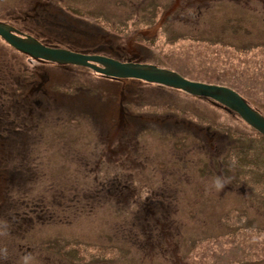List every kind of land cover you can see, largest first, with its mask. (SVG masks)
<instances>
[{
  "label": "rangeland",
  "instance_id": "rangeland-1",
  "mask_svg": "<svg viewBox=\"0 0 264 264\" xmlns=\"http://www.w3.org/2000/svg\"><path fill=\"white\" fill-rule=\"evenodd\" d=\"M262 1L0 0V22L16 27L32 8L46 29L32 28L86 47L143 48L142 63L233 90L264 117ZM3 49L25 78L17 90L39 106L29 136L11 139L29 142L30 159L12 153L18 146L0 155V264H264V136L206 99ZM8 81L0 94L18 95ZM117 104L128 123L115 136ZM157 115L227 140L160 135ZM216 177L227 181L220 191Z\"/></svg>",
  "mask_w": 264,
  "mask_h": 264
},
{
  "label": "water",
  "instance_id": "water-1",
  "mask_svg": "<svg viewBox=\"0 0 264 264\" xmlns=\"http://www.w3.org/2000/svg\"><path fill=\"white\" fill-rule=\"evenodd\" d=\"M0 38L12 49L31 60L61 66L84 67L109 79L139 80L178 91L189 96L206 98L236 113L247 125L264 136V117L251 109L233 90L192 82L177 73L154 65L120 62L100 55H85L45 46L35 38L18 33L13 27L0 22Z\"/></svg>",
  "mask_w": 264,
  "mask_h": 264
},
{
  "label": "trees",
  "instance_id": "trees-1",
  "mask_svg": "<svg viewBox=\"0 0 264 264\" xmlns=\"http://www.w3.org/2000/svg\"><path fill=\"white\" fill-rule=\"evenodd\" d=\"M206 1L207 0H200V3L204 4ZM175 9H177V5L174 4L173 6H171L168 9V11L165 12V14L168 16H166V17L163 16V19H161V21H164V19H167L168 17H170L169 15L172 14V11ZM31 15H32V8H31V11H27V12H25V14L23 16L20 15V17L18 19L17 18L15 19L16 21L14 23H15V26L17 25L16 26L17 28L14 26H12V27L18 33H20V34L26 33L29 36H32L33 38H35L36 40L40 41L42 44H44L45 46H48V47H60L62 49H66L68 51L87 54V55H94V54L104 55V56L111 57L115 60H118L120 62H125L128 59H133L132 58L133 56H134V59H138L139 61H141L139 59V57H140L139 53H142V50H145L143 48L138 49L137 51L135 49L123 48L122 50L120 49L121 51H118V50H112L110 46L106 45L107 46L106 47L103 44L100 45V47L95 48V47H97L98 44L86 47V45H84L82 43L65 41L66 40L65 38H63V37L61 38L59 35H57L55 33H51L48 31L46 32L45 30H39V29H36V27L32 28L33 21L34 22L36 21V24H35L36 26L46 29V24L43 23L42 25H40L38 23V22H42L41 20H43V18H45L46 14L41 15L40 19H38V18L35 19ZM159 22H160V20H159ZM83 25H86V24L84 23ZM159 25H162V24L160 23ZM102 33H104V32H102ZM169 35L172 36L171 38H173L174 36H179L175 30H172L171 34H169ZM0 42L4 44V45L0 44V82L1 81L2 82H9L8 80H13V82L16 85V87H15L16 92H18V95H16V94H14V95H12V94L1 95L0 94V155L3 157L4 155L7 154L5 151L9 147L18 146V147H21V149L23 147H27V145H28L27 143H29V142H26L25 139L22 141V144H18V145H15V143H13L11 141V139L19 138L18 136H16V132H17L16 129H21L23 127L22 124L28 125V123H29L27 121L28 119H32L31 121L34 123V120H33L34 116L33 115H34V112L36 111L37 107L39 106V103H37V101L31 102L32 97H30V95L24 91V88L21 89V91L17 90V88H19V81H22L25 78H22V75H20L19 73L14 71V69L12 68V63H10V64L8 63L9 61L6 58L11 59L12 61H14V58L8 56L9 54H7L3 48H5L7 50L9 49L8 51H11V50L15 51V50L12 49L10 46H8L1 38H0ZM169 43L172 44L175 42L170 41ZM21 55H23V54H21ZM129 61H131V60H129ZM158 87H161V86H158ZM163 88H165V87H163ZM192 97H194V96H192ZM198 98H200V97H198ZM42 99H45V97H43ZM202 99H206V98H202ZM7 114H13V115L17 114L19 117V120H20L18 122V124L21 128H14V127L10 126L9 125L10 120H9ZM26 115H28V117H26ZM23 116H25V117H23ZM25 138H27V137H25ZM19 155L21 156V159H23V160L30 159L28 153L24 150H20ZM144 209L148 210V207H144ZM148 235H150V231H148Z\"/></svg>",
  "mask_w": 264,
  "mask_h": 264
},
{
  "label": "flooded vegetation",
  "instance_id": "flooded-vegetation-1",
  "mask_svg": "<svg viewBox=\"0 0 264 264\" xmlns=\"http://www.w3.org/2000/svg\"><path fill=\"white\" fill-rule=\"evenodd\" d=\"M243 3V2H242ZM246 3V2H245ZM262 3V10L260 9V12H259V15H260V17L262 18V14L264 13V2L262 1L261 2ZM200 12V11H199ZM133 59H128L127 61H129V60H131L132 62H140L138 59H134V56L132 57ZM126 62V61H125ZM111 80H116V79H111ZM120 80H126V79H120ZM43 94H44V96L46 95L45 94V92H43ZM207 100V99H206ZM48 101H50L49 99H48ZM208 102H210V103H212V104H214V105H217L218 107H220V108H222L223 110H225L226 112H229V113H231V114H234V115H236L234 112H232V111H230V110H228V109H226V108H224V107H222L221 105H219V104H217V103H214L213 101H211V100H207ZM121 109H123L122 108V106H120L119 104H117L116 105V112H117V116H118V118H117V130L115 131V136H116V133H118L119 132V128L121 129L122 128V126H123V124H127L128 122H127V120H126V116H124V112H122V110ZM146 115H148V114H146ZM27 117H28V115H26ZM158 116V119L159 118H161V119H157V126L158 127H163V129H162V131H158L159 133H160V135L162 134V133H165V132H168V131H170V133L172 132V130L174 131V132H178L179 131V133L180 132H193V134L194 135H196V137H198L200 140H201V138L200 137H202L203 138V140H206V139H209V141L208 142H206L208 145H209V147L211 146V145H213V139H214V136L215 135H217V134H220L221 133V135H220V138L221 139H224L223 141H222V143L221 144H223L226 140H227V138L224 136V135H222L223 133L222 132H219V133H217V134H215V133H212V131H210L209 129H208V127H201V126H198V125H195V127L194 126H192L190 123H187V125L185 124V123H183V122H185L184 120H182V121H179V120H177V119H173V116H171V115H157ZM239 119H240V117L238 116V115H236ZM132 117H135V114L134 115H132ZM139 117V116H138ZM149 117H153V116H151V115H149ZM137 118V117H136ZM152 119H155V118H152ZM32 119H28L27 121L29 122L28 123V125H26V124H24L23 125V127L21 128V130H29V131H32V129H33V127H32V125H33V122L31 121ZM149 120V119H148ZM148 120H146V122H149V123H151V122H155L156 121V119H155V121H148ZM182 123V124H181ZM180 128V130H178ZM23 131L24 132V135H26V136H29V132H26V131ZM153 131V130H152ZM255 131V130H254ZM255 133H257L256 131H255ZM114 134L113 135H110V141L112 140V138H114ZM257 134H259V133H257ZM198 135V136H197ZM115 141V140H114ZM202 141V140H201ZM203 142V141H202ZM30 145H27V147H26V149L28 150V153L30 152L29 151V149H30V147H29ZM182 147V146H181ZM180 147V148H181ZM23 148H25V147H23ZM21 149V150H24V149ZM25 151V150H24ZM175 151H177V150H175ZM27 152V151H26ZM178 161V160H177ZM161 162H162V165H161ZM159 164H158V166L160 167V168H164L165 169V167H166V163H164V160H162ZM182 168H185V163L183 164V167ZM115 178H113L112 179V181L114 180ZM113 184V183H112ZM115 184V183H114ZM113 184V185H114ZM122 185H124V184H122ZM132 199V198H131ZM131 199H130V203H131ZM148 197H146L145 199H144V202H148ZM136 202V201H135ZM144 204V203H143ZM148 204V203H147ZM145 207H148V206H145ZM144 210H146V209H144ZM148 211V210H147ZM146 226H149L148 227V229H145L146 228ZM150 225L149 224H145V226H144V230H141V234L142 235H146V234H148V231L150 230ZM169 231H170V229H169ZM167 233V232H166ZM146 236L144 237V241H143V238H142V241L143 242H145L146 244H148V241L146 240Z\"/></svg>",
  "mask_w": 264,
  "mask_h": 264
},
{
  "label": "clouds",
  "instance_id": "clouds-1",
  "mask_svg": "<svg viewBox=\"0 0 264 264\" xmlns=\"http://www.w3.org/2000/svg\"><path fill=\"white\" fill-rule=\"evenodd\" d=\"M213 186L214 188L217 190V191H220L224 186L225 184L227 183V181L221 177H216L214 180H213Z\"/></svg>",
  "mask_w": 264,
  "mask_h": 264
},
{
  "label": "bare ground",
  "instance_id": "bare-ground-1",
  "mask_svg": "<svg viewBox=\"0 0 264 264\" xmlns=\"http://www.w3.org/2000/svg\"><path fill=\"white\" fill-rule=\"evenodd\" d=\"M162 22V21H161ZM159 22V24L161 23ZM41 43V42H40ZM42 44V43H41ZM44 45V44H43ZM52 48H58V49H61L60 47H52ZM87 55V54H85ZM127 62V61H126ZM46 63H49V62H46ZM54 64V63H53ZM84 68V67H82ZM116 80H120V79H116ZM246 103V102H245ZM252 109V108H251ZM17 130V133H16V136H18L19 138L22 137V133H21V129H16ZM256 131V130H255ZM257 132V131H256ZM258 133V132H257ZM260 134V133H259ZM261 135V134H260ZM263 136V135H262ZM20 150H21V147H20ZM20 150H12V153H16V154H19Z\"/></svg>",
  "mask_w": 264,
  "mask_h": 264
}]
</instances>
